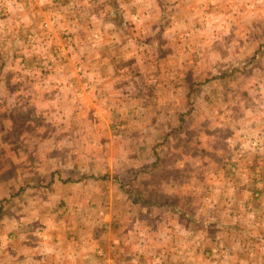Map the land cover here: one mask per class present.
Here are the masks:
<instances>
[{
	"label": "rangeland",
	"instance_id": "1",
	"mask_svg": "<svg viewBox=\"0 0 264 264\" xmlns=\"http://www.w3.org/2000/svg\"><path fill=\"white\" fill-rule=\"evenodd\" d=\"M60 1L0 0V206L28 235L22 251L38 244L53 258L58 246L59 264H211L223 254L235 264L243 251L264 264L261 239L236 243L251 234L238 199L247 193L252 204L264 190V0H103L114 18L78 19L76 29L67 18L77 11ZM127 10L146 15L129 19ZM91 21L112 32L83 34ZM130 39L138 49L122 53ZM97 49L116 51L126 98L121 110H104V123L148 126L129 153L113 146L124 138L118 130L107 147L88 143L84 130L77 146L61 136L78 125L63 112L72 104L61 94L75 89L65 77L73 66L87 76ZM156 128L164 135L151 141Z\"/></svg>",
	"mask_w": 264,
	"mask_h": 264
},
{
	"label": "crops",
	"instance_id": "2",
	"mask_svg": "<svg viewBox=\"0 0 264 264\" xmlns=\"http://www.w3.org/2000/svg\"><path fill=\"white\" fill-rule=\"evenodd\" d=\"M72 1L77 5L75 8L72 4ZM86 1L87 0H61L60 1L62 3L60 7L64 8V5L66 7L69 5L66 9L73 8L75 9V11H77L76 17L67 18L69 22L71 23V25H76L74 29H76L78 25L77 24L78 19H81V20L91 19L90 18L91 16H99L102 13L104 15L102 16L103 18L107 19L109 17H113V10L111 8L109 7L107 8L106 6L101 7L99 2H102L103 0H89L90 3ZM109 1L110 0H106L105 2H109ZM112 1L118 4L128 5V3L130 2H132L133 4H136V3L145 4L146 0H112ZM139 13L141 12L139 11ZM125 14H126V18H129V19L131 18H134V19L141 18L142 19L141 15H146V13L138 14L137 10L134 12H129L127 10ZM158 17L162 18V15L159 14ZM73 20H75L76 22L74 23ZM111 26H113V24L112 25L109 24V27ZM103 28H104V31H97L96 27L93 25L91 21L89 26H87V29L83 27V34H86L89 31H92V29L93 31H95L92 33H97L96 35L104 34V32L105 33L112 32V30L105 31L107 30L108 26L107 27L103 26ZM118 29L114 28L113 30H118ZM157 31L158 30L156 29L154 33H156ZM113 34H118V31L117 33L115 32ZM126 34L129 37L130 31H126ZM128 42H132V43L127 44V46L126 44L123 45L125 47L122 53L127 54L130 52V50L131 52L132 51L135 52L134 47L137 48L136 44H134L132 39L128 40ZM112 53L115 54L116 51ZM117 53L119 54L120 50ZM93 54L96 58L94 56L90 57L91 59L89 58L91 67H90V71H88L87 73L88 74L87 76L83 77L82 75H80L79 77L77 74H75L77 73L76 66H73V70L71 74L65 77L66 82L73 83L74 84L73 86H75V89L74 87H71V89L72 88L73 89L71 91L69 90L68 94L67 93L61 94L62 98L66 101V104H70V103L72 104L71 107L69 105V108H67L66 110H63V112L65 113L66 120L70 116L71 119L78 121V125H76V127L71 126V128L66 127L61 136L65 135L68 139L73 137L72 144L74 146H77L78 144H80V142H78L77 140L78 135L83 134L80 131L84 130L86 131V134H84L86 138H83V139H86L88 143L90 141H95L96 144H100L104 147H107L108 144L110 145V143L112 144L114 141H116L115 139H117V136H116L117 134H114V130H118L120 131L118 134H122V137L124 136V138L123 139L120 138L118 143L114 142L113 146L118 145V147L120 148L124 147V148H121V152L124 154L129 153L131 152V148H133V151H134L135 148H137V146H140V144H144V141L146 140V135L142 134V132L144 133V131H147L146 127L148 126L145 125L144 127H142L140 125V126H131L129 128L128 126H125L126 124L123 123L124 124L123 128L113 129L112 127L113 125L109 126L107 123H104L103 120L106 115L104 110H121L119 106V102L124 103V99H126L124 96L125 94L123 93V90L121 89V87H119V85H117V81H116L118 71H123V68L121 65L117 66L115 64V59L112 58L113 54H110L111 55L110 56L109 51L100 52L97 49L94 51ZM135 55H136V58L133 61H136L142 64L140 57L137 56L138 53H136ZM86 63H87V60H86ZM1 64L2 63L0 62V66ZM83 64H85V62H83ZM160 64L161 63H159V65ZM105 66L109 67V70H106ZM84 68L89 69V66L86 64ZM139 72H141L140 69H138V73ZM1 80L0 82H2ZM84 83L88 84L87 87H85V89L83 88ZM129 83H132L134 85V82H129ZM79 84L80 85L82 84V85L78 89ZM144 84L146 85V88L147 86H149V84L147 85V81ZM152 88L154 89L155 87L152 86ZM73 96L77 99V103L75 102V99ZM126 96L132 99H138L135 94H131L130 96V93H127ZM156 96L158 95L156 94ZM78 100H80L81 103ZM132 103H133V110H141L142 107L145 105L143 102L136 104V102L133 101ZM142 103L144 105H142ZM36 105H40V103H36ZM86 105H91L93 107L92 110H85ZM4 109L5 108L3 107V101H0V110H4ZM145 109L146 110L149 109V106H144L143 110ZM94 115L98 119L97 123L93 124V123L88 122L89 124L84 125V126L82 125V127L81 125H79V123H82L79 121L88 120L89 116H94ZM99 117H101L102 119ZM2 123H4V121H2ZM77 126H79V128H77ZM124 126L126 128L128 127V129H125ZM132 134H136V135L133 136ZM161 134L162 136L164 135L163 130L161 131V129L158 130V128H156L155 131H152L151 129V133H150L151 139L150 140L152 141L153 139L157 138ZM143 138H144V141H143ZM128 141H132V142H128ZM135 141H138V142L136 143ZM131 144H135V145L133 147H130ZM106 154L107 153H105V155ZM127 159H128V162L131 161L136 165L138 161H141V160H137L136 158L133 159V157H130V156H126L125 158H122L123 161L124 160L127 161ZM122 160L120 159L119 161L118 160L116 161L122 162ZM54 174L55 173H51L52 178H54ZM62 177L63 175H60L59 180H63ZM227 191H230V189ZM228 193H231V191L227 192V194L225 195H222V197H225V198L227 197L230 200ZM245 195H247V193ZM245 195L242 196V199H238L239 208L242 209V212L240 215H241V218L243 219L247 216L250 217L248 227H251V234L250 236L245 235V233L240 234V236L236 240V243L242 244V245L245 242H250V241L252 243H259L261 242L260 239L262 240V243H264V190L262 191V193H260L259 198L252 201V204L245 200ZM238 196H240V193ZM240 201H243L242 202L243 204H241ZM244 206H246L245 208H247V210H244L245 209ZM1 210H2V207L0 206V264H59L60 263L61 260H60L59 253L61 252V250L58 249V246L57 247L55 246V249H54L55 253H54L53 258H49L47 254H45V251L43 250L44 247L41 245L39 246L38 244L33 245V246L29 245V248L33 249L31 250V252H23L22 245L24 246L25 244H27L26 241L28 240V235H26V239L21 238L23 237L24 232L21 230H18L17 232L14 231L12 228L14 227V225L7 224V221L4 218L5 214H3ZM237 211H240V210L237 209ZM244 212L247 214L243 215ZM235 223L239 226V229L243 232L245 229L243 221L236 219ZM28 244H31V243H28ZM28 244L25 245V248L28 246ZM36 247H37V250H34ZM228 257H230V255H227V254H223L222 256H218L217 258L214 256L213 259L216 258L215 262L213 260L211 264H229L228 261L230 258ZM75 259H78L77 255H75ZM216 260H222V261L217 262ZM67 261L68 260H66L65 262ZM236 261H238L239 264H258L257 263L258 260L256 256H254L252 253L250 254L249 252L243 253V251H240L237 253L235 264H236ZM77 262L78 261H76L75 264H77Z\"/></svg>",
	"mask_w": 264,
	"mask_h": 264
},
{
	"label": "trees",
	"instance_id": "3",
	"mask_svg": "<svg viewBox=\"0 0 264 264\" xmlns=\"http://www.w3.org/2000/svg\"><path fill=\"white\" fill-rule=\"evenodd\" d=\"M1 66H2V64H1ZM1 66H0V68H1ZM0 80H1V75H0ZM166 137H167V136H165V139H166Z\"/></svg>",
	"mask_w": 264,
	"mask_h": 264
}]
</instances>
